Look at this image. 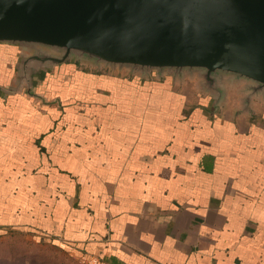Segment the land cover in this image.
<instances>
[{
	"label": "crops",
	"instance_id": "obj_1",
	"mask_svg": "<svg viewBox=\"0 0 264 264\" xmlns=\"http://www.w3.org/2000/svg\"><path fill=\"white\" fill-rule=\"evenodd\" d=\"M200 81L66 61L56 103L0 90V232L92 264H264V98L217 109Z\"/></svg>",
	"mask_w": 264,
	"mask_h": 264
},
{
	"label": "water",
	"instance_id": "obj_2",
	"mask_svg": "<svg viewBox=\"0 0 264 264\" xmlns=\"http://www.w3.org/2000/svg\"><path fill=\"white\" fill-rule=\"evenodd\" d=\"M0 45L17 60L7 96L39 88L66 61L142 77L197 75L214 108L242 84L264 98V0H0Z\"/></svg>",
	"mask_w": 264,
	"mask_h": 264
},
{
	"label": "rangeland",
	"instance_id": "obj_3",
	"mask_svg": "<svg viewBox=\"0 0 264 264\" xmlns=\"http://www.w3.org/2000/svg\"><path fill=\"white\" fill-rule=\"evenodd\" d=\"M45 98V102L56 103ZM40 99L34 101L38 103ZM44 102V103H45ZM0 264H92L43 238H36L29 230L8 229L0 232Z\"/></svg>",
	"mask_w": 264,
	"mask_h": 264
}]
</instances>
